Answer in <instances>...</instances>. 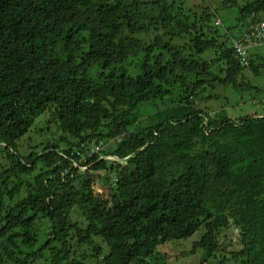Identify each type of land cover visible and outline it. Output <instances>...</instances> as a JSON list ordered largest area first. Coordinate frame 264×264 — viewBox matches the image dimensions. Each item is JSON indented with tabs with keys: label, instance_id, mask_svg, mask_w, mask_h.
<instances>
[{
	"label": "trees",
	"instance_id": "16d2710c",
	"mask_svg": "<svg viewBox=\"0 0 264 264\" xmlns=\"http://www.w3.org/2000/svg\"><path fill=\"white\" fill-rule=\"evenodd\" d=\"M241 1L221 0L237 23L216 36L212 13L175 0H0V264H166L161 244L203 229L192 248L209 256L232 226L240 264H264V115L193 105L218 84L251 89L230 40L264 20V0ZM185 37L188 56L173 43ZM248 67L258 72L251 56ZM45 112L71 140L20 155ZM115 138L99 152L115 160L113 181L95 196L80 170L106 168L86 153Z\"/></svg>",
	"mask_w": 264,
	"mask_h": 264
},
{
	"label": "rangeland",
	"instance_id": "374dc122",
	"mask_svg": "<svg viewBox=\"0 0 264 264\" xmlns=\"http://www.w3.org/2000/svg\"><path fill=\"white\" fill-rule=\"evenodd\" d=\"M176 2L182 3L184 7L192 9L196 14H200L203 11H208L213 14L209 25L218 32L216 36L223 35L229 26H233L237 18V10L234 8L230 12L222 10L221 0H175ZM239 1V5L241 4ZM242 2V1H241ZM218 23V24H217ZM213 29V30H214ZM228 31V29H227ZM235 29L230 30V35L235 34ZM173 43L178 49L184 47L182 53L183 55H190L192 52L190 50L191 42L188 37L181 40H173ZM251 62L258 67V72L255 74L250 67H245L241 77L238 79V83L248 84L251 86L249 91H243L242 89L235 90L234 87L229 85H215L213 88H208L201 95L194 100V107H198L203 111L208 112L212 118L221 119L224 117L231 119H238L244 116H255L264 115L262 105L253 104V101L260 102L264 98L263 93L258 92V90H264V47L256 48L250 52ZM262 57L263 59L260 60ZM136 59V60H134ZM253 60V61H252ZM142 58H132L129 61L128 68L131 70L134 66L133 63H140ZM131 72H134L131 70ZM130 74H136L131 73ZM174 90V94H175ZM170 97L164 98V105L170 106ZM162 105L159 101L156 102L155 106L150 104H141L137 108V113L140 120H143L146 116L155 111L156 108H160ZM51 122V123H50ZM144 123V121H143ZM56 122L50 119L49 114L46 112L41 114L35 119L33 126L27 132V134L22 137L17 143V151L20 155H27L31 151L39 152L41 146L36 145L43 144L46 142H58L59 138H65L71 140V138L65 134L60 133L55 129ZM103 142H100V144ZM90 146L88 153H95L96 147L98 145ZM35 147V148H34ZM107 147H103L99 151H104ZM95 153L98 155L99 160H103L106 163V168L101 165V169L90 170L91 166L83 167L80 171H86L88 176L93 178V189L96 195L103 194L106 197V189L103 186V176L109 174L112 176L113 171H108V167L115 161L112 156H104L101 153ZM85 154V153H84ZM82 154V155H84ZM87 155V153H86ZM0 162L4 163V159ZM85 157L82 156V161ZM107 169V170H106ZM100 173L101 177L97 178L96 174ZM110 181H113V176L110 177ZM72 220H80L78 214L75 212L72 216ZM203 235V229L198 230L191 237L184 240L169 241L161 244L157 247L156 251L163 256L166 264H240L243 257L236 255L241 249L242 245L237 243L238 237L235 241L232 239V227L227 229L222 233V237L218 238V242L223 244L225 247L221 251H216L214 254L207 256L203 250H195L192 248L193 244L200 240ZM240 235V233H239ZM99 246L102 247L103 253L107 254V249L103 243L97 240ZM85 249V248H82ZM81 253V250L77 254ZM85 264H96L92 259H86Z\"/></svg>",
	"mask_w": 264,
	"mask_h": 264
},
{
	"label": "built area",
	"instance_id": "2783aa9c",
	"mask_svg": "<svg viewBox=\"0 0 264 264\" xmlns=\"http://www.w3.org/2000/svg\"><path fill=\"white\" fill-rule=\"evenodd\" d=\"M259 47H264V20L250 24L239 36L230 40V48L233 51L234 57L238 64L243 68L249 66L250 52ZM262 102H264V99L260 102L255 100L253 101V104H260ZM118 140L119 138H115L106 143H99L96 147L95 153L103 147L108 148L112 143ZM95 153L87 152V156L90 157ZM92 188H94L93 185ZM94 194L96 196L95 192ZM232 234V239L235 241L236 238L239 237V230L234 226H232Z\"/></svg>",
	"mask_w": 264,
	"mask_h": 264
}]
</instances>
